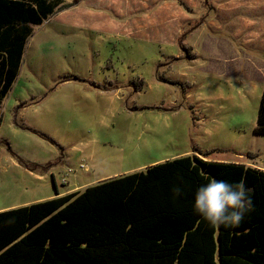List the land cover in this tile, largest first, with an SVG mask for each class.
<instances>
[{
  "label": "rangeland",
  "instance_id": "374dc122",
  "mask_svg": "<svg viewBox=\"0 0 264 264\" xmlns=\"http://www.w3.org/2000/svg\"><path fill=\"white\" fill-rule=\"evenodd\" d=\"M180 7V59L122 35L61 37L25 54L0 101V212L199 153L264 167V137L254 135L264 52L241 53L255 46L245 41L255 25L264 36V0ZM240 13L251 23L216 30ZM255 154L259 163L248 159Z\"/></svg>",
  "mask_w": 264,
  "mask_h": 264
},
{
  "label": "trees",
  "instance_id": "16d2710c",
  "mask_svg": "<svg viewBox=\"0 0 264 264\" xmlns=\"http://www.w3.org/2000/svg\"><path fill=\"white\" fill-rule=\"evenodd\" d=\"M18 12V64L3 98L22 66L30 26L51 11L21 1ZM254 135L264 137V92ZM213 178L251 190L238 225L214 228L194 211L197 189ZM0 264H264V171L184 156L1 212Z\"/></svg>",
  "mask_w": 264,
  "mask_h": 264
},
{
  "label": "crops",
  "instance_id": "0c3cea01",
  "mask_svg": "<svg viewBox=\"0 0 264 264\" xmlns=\"http://www.w3.org/2000/svg\"><path fill=\"white\" fill-rule=\"evenodd\" d=\"M21 1L32 5L36 9L37 7H42V10L51 11L41 25L30 26L33 30V34L28 38L25 54L33 51L36 44H38L37 49L43 48L42 46L47 43L48 40L57 42L51 39H59L61 37L82 40L84 35L96 37L122 35L124 38H142L147 43H153L159 47L160 50L165 52L166 57H168L169 54L173 56L178 54L176 58L180 59L178 53L180 49L174 46V43L179 41L180 37L182 16L180 0H0V101L4 99L2 97L3 86L7 78H9V73L10 71L13 72L14 64H18V3ZM229 17L224 20L220 29H215L217 31L228 29L231 22H234L236 18L238 21L251 23L249 20L250 18H246L247 16H244L242 13L230 14ZM202 24L199 23L196 28ZM210 24L212 25V23ZM232 25L233 26L229 29L236 28L234 24ZM39 27L45 28L40 30ZM248 27L245 26L244 29ZM256 28L255 25V33L250 34V32L247 36L248 39L245 40L248 43L255 40V46H242L241 53L244 55L254 52L255 55H257L258 52H264V36H262ZM247 33L248 31L243 33L240 31L239 35H246ZM63 42L67 45H71L68 41ZM74 43L76 44V42ZM263 64L264 62L259 63L255 59V71L264 72L262 68L264 67ZM21 69L22 66L13 82L11 90L20 76ZM255 81H259V79L255 78ZM11 90L8 92L7 96ZM256 90L257 86H255V91ZM199 155L201 159L210 161L203 153H199ZM243 158L245 157L240 155L239 159ZM257 158L256 154L255 156L252 155L248 157L250 160H255V163H259ZM227 163L253 166L252 168L264 171V167L260 164L250 165L239 161ZM82 166L85 168V165ZM148 168L149 167L138 172L145 171ZM86 169L89 170L88 167H86ZM123 176L125 175L114 178L110 176L109 178L100 180L96 185ZM77 190L78 188L71 191L57 190L58 195L56 193V195L51 196L50 199L85 191Z\"/></svg>",
  "mask_w": 264,
  "mask_h": 264
},
{
  "label": "clouds",
  "instance_id": "9594fccd",
  "mask_svg": "<svg viewBox=\"0 0 264 264\" xmlns=\"http://www.w3.org/2000/svg\"><path fill=\"white\" fill-rule=\"evenodd\" d=\"M173 191L181 194L180 187ZM250 192L243 181L229 184L213 178L197 189L194 211L214 228L238 225L251 204Z\"/></svg>",
  "mask_w": 264,
  "mask_h": 264
}]
</instances>
